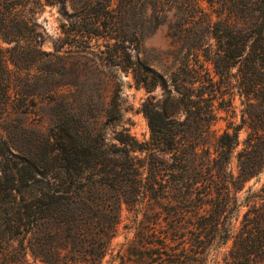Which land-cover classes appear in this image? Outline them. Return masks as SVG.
I'll return each mask as SVG.
<instances>
[{"label": "trees", "instance_id": "1", "mask_svg": "<svg viewBox=\"0 0 264 264\" xmlns=\"http://www.w3.org/2000/svg\"><path fill=\"white\" fill-rule=\"evenodd\" d=\"M208 1L218 17L201 0H0V118L11 127H27L13 115L38 97L58 101L74 84L62 79L69 58L102 44L149 89L155 79L136 68L156 61L167 89L143 103L144 140L129 127L107 141L104 127L71 125L0 148L14 161L0 179V264H206L226 247L225 264H264V183L247 186L264 171V0ZM47 4L69 17L53 50L39 19ZM151 25L170 38L156 59L144 46ZM236 94L241 122L218 132L217 110ZM123 205L136 231L115 252Z\"/></svg>", "mask_w": 264, "mask_h": 264}, {"label": "rangeland", "instance_id": "2", "mask_svg": "<svg viewBox=\"0 0 264 264\" xmlns=\"http://www.w3.org/2000/svg\"><path fill=\"white\" fill-rule=\"evenodd\" d=\"M201 2L208 11L213 13L215 18L218 17L220 3H211L208 0H201ZM147 14H151L150 8H148ZM220 15L224 17L226 12ZM68 18L58 5L47 4L44 7L39 17L46 31L43 42L44 49H54L56 38L63 34L60 24ZM167 31V25L159 27L151 25L145 30L144 46L148 55L156 59L157 53L170 48ZM100 42H103V39H100ZM4 45L7 44L4 43ZM100 49L105 50L106 45L102 44L100 48L99 46L94 47L95 53L69 58V64L62 70V79L65 82L73 81L74 84H63L62 95L58 101L38 97L36 108L28 115L25 117L24 115H13V123L19 124L25 120L27 127H11L8 120L0 118V148L6 144L14 143L28 147L37 140L40 130L71 125L104 127L107 141L114 140L115 132L122 127H129L131 132L141 140L148 138L150 125L143 110V103L147 100L157 101L167 93V89L159 82V78H154V71H159L160 66L156 61H152L145 66L136 68V71L148 75L149 80L155 79L153 88L149 89L143 81L136 80L133 68L136 67V64L131 67L126 66L125 60L122 64H114L107 58L108 53L100 52ZM59 53L66 56L63 51ZM208 67L214 73L211 62H208ZM229 95V93L226 94V97ZM68 104H72L76 108V114H66ZM242 107L240 96L236 94L233 107L218 108V120L215 124L218 132L226 128L232 120L234 123L241 122ZM245 134L246 130L242 129L241 136L244 137ZM13 164V160L6 162L0 160V179H6L2 167L5 168ZM263 183L264 171L257 178L251 179L247 186L253 185L255 189H258ZM246 208L247 206H243V210ZM121 215L120 229L113 241L115 252L123 242L132 239L136 231L135 210L123 205ZM227 248L210 252L206 264H225L223 256Z\"/></svg>", "mask_w": 264, "mask_h": 264}]
</instances>
